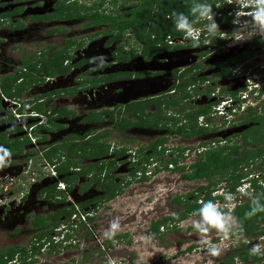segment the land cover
I'll use <instances>...</instances> for the list:
<instances>
[{
    "label": "flooded vegetation",
    "instance_id": "flooded-vegetation-1",
    "mask_svg": "<svg viewBox=\"0 0 264 264\" xmlns=\"http://www.w3.org/2000/svg\"><path fill=\"white\" fill-rule=\"evenodd\" d=\"M63 1L52 0L49 5H43L36 10L34 8L41 4V0H30L25 7L23 5L26 0H0V161H2L0 163V223L14 221L18 225V221L26 219L28 212L34 211L33 208L44 207L47 202L60 207H57L52 213L47 212L42 217H36V219L46 217V223L50 222L48 217L55 215L59 210L68 209L73 213L74 210L77 212L79 206L88 209L90 205L100 203L97 198L102 196L103 191L99 190L95 183L89 182L92 173L87 176L88 178H84L79 174V166L73 169L69 168L68 172L77 176L71 189H76L79 195H84L94 189L99 193L97 196L79 197L77 201H69L68 193L71 189L67 191L66 184L63 189L56 187V181L50 179L48 171L42 168L44 162L54 164L55 167L65 162V151L59 152L57 157L51 160L52 163L45 159L44 152L48 148L69 142L72 135L81 137L86 134L85 139H87L91 134L96 135L97 130H100L99 133L104 131L112 133L141 128L139 126L123 130L114 128L110 121L105 119L106 115H103L104 119L99 122L89 120V114L103 111H95L89 107L93 108L104 102V104H111L110 110H112L116 106L122 105L118 103L119 100L136 94L137 98L129 99L126 104L122 105L123 108L133 103L144 105L146 101H151L155 104L146 105L143 112L145 113V110L151 105L154 112L157 109L156 104L164 108L165 101H173L177 98L181 93L180 88L182 90L183 87L180 79H187L190 82L183 87L187 94L186 97L174 104L171 109L174 107V110H181L186 114L203 107L213 113V103L217 99L223 98V94L229 96L230 93H234L235 97L237 92L241 93L242 89L248 85L264 86V78L261 79L264 72V52L260 54L264 49V39L254 36L251 39H242L240 42L234 40V43L229 44L230 40L240 35L236 32L240 25L233 24V19L230 18V11L238 10L231 6L232 0L218 2L219 7L215 5L212 12L215 21L225 24L223 19L227 18L228 22L226 23H230L227 29H233L235 32L227 37H222L225 26L219 25V32L214 35H205L204 33L202 38L198 39L195 47L184 36L177 38V30L173 33L175 36L168 34L164 38V42H160L155 35H152L147 42L143 38L144 41L137 42L135 45L134 40L132 44L128 42L130 38L133 39L131 29L120 32L121 38L123 36L122 40L120 38L113 39L116 31L109 30L108 24L90 23L93 20V15H109L118 19L128 17L130 11L139 8L142 4L144 5L143 11H145L150 5L145 7L144 0H123L121 3L119 0H107L104 5H101V0H72L70 3H75L79 7L85 6L88 10L79 11L68 17L65 15L68 13L62 7V3H65ZM160 3L152 4V8L158 11ZM190 8L188 6L186 11L191 18ZM166 19L169 18L166 17ZM82 20L85 21L83 29H78L79 25L76 30L71 29L69 32L61 28L62 24L60 23L62 22L68 21L76 24ZM204 23L206 21H199L195 26L200 27ZM146 25L150 27L152 23L148 21ZM58 37L61 40L57 41ZM54 40L57 42L55 43ZM19 43H24L25 47L36 45L40 48L25 53L21 50L22 55L18 57L11 48L16 51L15 46ZM103 46L107 48V57L105 59H97L99 56L95 58L93 51L90 50L91 47L102 49ZM9 49H11L10 52ZM258 76L259 80L261 79L259 84L257 83V81L259 82ZM255 90L256 88L252 91V93H256L255 96L259 93L255 100L264 97V88L258 92ZM5 91L14 95L13 98H10L11 100L6 101ZM16 93H19L20 96L16 97ZM174 95L177 97H173ZM81 96L90 104L87 106L89 110L83 117L78 116L81 111L78 97ZM68 97H71L70 100ZM170 97L173 99H169ZM65 98L69 100L68 106ZM1 101L4 102V105ZM236 102L235 100L234 103ZM36 105L41 106L43 112L35 111L33 107ZM234 106H238V108L232 109L229 113L234 119H226L229 115L221 117L223 124L225 127L228 125L238 127L243 126L242 124L247 127L228 135L229 137L233 136L235 141L233 139V142L225 141L223 144L231 145L236 142L241 145L243 136L246 134L250 136L251 132H255L257 129L264 138V118H260L264 117V105L257 106V110L252 106L246 108L239 104ZM17 113L21 115L35 113L36 116L21 118L18 123L14 116ZM253 113L255 114L253 115L254 119L252 118ZM124 114L130 119L134 118L127 113L122 115ZM200 117L205 118L204 116ZM206 125L205 123L204 127ZM29 126L32 127L30 135L34 138L33 142L27 137L26 129ZM92 129L94 131L96 129V131L92 133ZM166 131L173 134L168 129ZM201 134L203 135V133ZM178 136L179 139L183 138L181 135ZM106 138L107 136L103 137V141ZM26 140L28 141L25 142ZM261 143L264 144V141ZM115 144L117 143L115 142ZM115 144L111 146L108 143L107 155L100 157L103 162H106L105 164L113 160L115 163L117 157L113 155L115 150L113 146L118 148V145ZM213 145L216 146V144ZM19 147L21 148L20 152H18ZM157 148L160 150L161 146L158 144ZM243 149L244 147L240 149V152ZM4 150H7V154ZM121 157H125V155L123 154ZM82 160L85 159H81L80 164ZM96 160L93 158L90 163H95ZM249 162L253 163L252 160ZM105 166L107 167V165L103 167L101 178L106 174ZM27 172L32 176L34 172H37L36 179L24 178L27 176ZM94 172L96 174L97 168ZM109 175H113L112 171L109 172ZM57 176L60 177L58 173ZM23 179L26 183L31 181L33 185L37 186L31 195L33 201L28 202L29 200L25 196L28 192L26 191L28 184L20 182ZM59 179L61 180V177ZM13 180L15 181L14 185H12ZM10 182L12 186L8 192L5 186ZM82 188L85 189L81 190ZM47 192L51 194L57 192L58 194H54V198H51L47 197ZM18 194H20V200L16 201L15 197ZM91 199H93L91 202H86ZM23 201L25 203H20ZM61 218L69 219L67 215H61L59 220ZM30 225L32 226V221ZM37 230L40 233L42 228L39 227ZM10 249H12L13 255L6 260L5 264H18L20 260L24 264L30 262V256L25 260L23 258L22 252L26 250L24 246L8 245L7 241H5V247L0 248V258L1 255L10 252ZM3 259H7V256H4Z\"/></svg>",
    "mask_w": 264,
    "mask_h": 264
},
{
    "label": "rangeland",
    "instance_id": "rangeland-1",
    "mask_svg": "<svg viewBox=\"0 0 264 264\" xmlns=\"http://www.w3.org/2000/svg\"><path fill=\"white\" fill-rule=\"evenodd\" d=\"M51 1L52 0H41V4L35 6L34 9L37 10L38 8L43 7V5H49ZM71 1L72 0H64L63 2L65 3H62V7L68 13V15L71 16L75 15V13L79 11L85 12L88 10L85 6L79 7L75 3H70ZM101 1V5H104V3H106L105 1L107 0ZM122 1L123 0H119L120 3ZM165 1H174L177 3L179 8H181L180 5L182 3L184 6H186V4H190V8L194 2H197V0ZM221 1L223 0H207V2L213 7L217 5L218 2L221 3ZM29 2L30 0H26L23 6H27ZM163 2H161L157 8L160 14L164 11ZM184 13H187L186 9H184ZM234 14L235 11L233 12V10H231V19H234ZM170 15L171 14L167 15L166 17L169 18ZM148 19V16H145L144 18L142 17L141 22H139L140 25L143 24V26L139 28L141 34H143V37H145L147 32L150 31L149 25H146V23L150 21ZM240 20L243 22L245 20H250V18L240 17ZM160 21V16H156L150 21L153 22L152 30H155L159 27ZM167 21L168 28L173 30V32H176L172 21L170 19ZM215 22L218 26H225L223 30L224 35H222V37H227L231 33L235 32L233 29H227V26L230 25V23L225 22L224 24V22ZM60 24H62V27L60 26L61 28H63L66 32H69L71 29L76 30L77 25H79L78 29H83V24H85V21L82 20L76 24L66 21ZM238 28L240 29V27ZM176 33L177 38L183 36V34L180 32ZM135 34H137V31ZM157 34L158 36L160 35V33ZM132 36L133 39L131 40L130 38L128 40L129 44H132L133 40L135 45L137 42H141L140 39H136L134 34H132ZM120 39L122 40L123 36ZM239 39H242V36H236L235 39L230 40L229 44L232 42L234 43V40L235 42H240L241 40ZM56 40H61V38L58 37ZM57 41L54 40L55 43ZM142 41L144 40L142 39ZM147 41L148 40H145V42ZM162 42H164V39ZM10 46L14 47L15 45ZM25 46L26 45L24 43H19L15 46L16 51L13 50L14 48L11 49L14 53H16V56L18 55L19 57L22 55L21 50H23L25 53L26 51L30 52L40 48L36 45H30L28 47ZM93 48L94 47H91L90 50L93 51L95 58L99 56L97 59H105L107 57V48L104 46L102 49H97V47L94 49ZM11 49L8 51L10 52ZM262 52L264 51H261L260 54H262ZM260 54H258L259 57H261ZM262 78H264V72L261 76V79ZM257 80H259V76L257 77ZM260 80L259 82L257 81L258 84L260 83ZM249 90L251 89L249 88ZM243 91L247 92L246 88H243L241 93L237 92L234 98L223 94L222 99L228 100L230 98L234 105L239 104L243 108L252 106L255 110H257V106L261 104L264 105L263 96L259 99L257 98L258 100H255L259 93H257L255 96L256 93L254 94L252 92H247L244 94ZM243 95L246 97V101L244 103L240 101ZM24 97L25 95L23 98ZM173 97L177 96L174 95ZM173 97H170L169 99H173ZM4 98L6 101H9L11 100L10 98L13 97L8 98L5 95ZM68 98L70 100L71 97ZM65 100L68 106L70 104L68 102L69 100L66 98ZM235 100L237 101L236 103H234ZM1 102L4 105V102ZM78 102L81 104V111L78 116L81 115L83 117L85 112L89 110L87 106L90 104L84 100L83 96L78 97ZM152 105L149 106L147 110H145V113L143 114L145 119L152 115ZM111 106V104H104V102H102L93 108H89L94 109L95 111H100L106 109L110 110ZM173 108L165 110V116L162 114V112L159 113L162 115L163 119L171 115L174 117V119H181L182 114ZM120 109L122 113L123 107H120ZM158 109L161 111L163 108L160 107ZM215 113H211L209 110L205 114V116L210 119L209 121H205L203 118L196 119L197 125L206 129L205 132H203V135H195L187 137L186 139H183L185 137L179 139L178 134H171L167 132L166 129H147L143 127L128 131H114L110 133L104 141H106L107 145L109 143L111 146L116 142L117 144L115 145H118V148H114L113 146V149L118 151L123 150L125 155V157H117L115 159L114 168L110 170L113 174V182L117 184L120 193L116 194L111 199L101 196V199H98V202H100L99 204H89L90 208L88 209H85V207L81 208L79 206L77 207V212L74 210L70 218L68 217L69 219L61 218L57 227L64 226V228L67 230L65 233L67 235L65 236L64 234L62 238L58 237L54 240L51 236H36L39 234V230L35 229L33 225H30V222L33 221V219H36V217H42L47 212L52 213L57 207H60L49 202H47V205L44 207L33 208L34 211L28 212V214H26V219L18 221V225H16L14 221L1 222L0 248L5 247V241L8 242V245L17 244L21 247L24 246L26 250L22 254L24 260L30 256V262H28V264H210V262L211 264H249L248 261H239L240 259L235 257L236 252L240 249L241 244H244L243 248L245 250L252 249V247L257 244L260 245L262 249L264 247V236L260 237L256 235V229L251 227L250 229L253 230V232L248 235H244L240 230H235V219L232 217L230 211L234 207V204H241L245 202L246 197L238 196L236 193L237 184L232 190L230 184L231 182L227 184L225 182L219 183L210 193L212 201L217 204L219 210L231 218L229 220V236L227 239L223 237L222 233H218L215 229H211L209 233H207L206 237L201 236V234L198 233L193 227V222L200 219L199 215L196 214H190L188 217L177 221L175 224L172 222H167L166 224L168 226V230L160 227L158 229V233L155 235L151 234L149 231V225L152 221L162 219L165 216L171 217L181 210L183 204H177L175 202L177 197L183 196L195 190L198 185L205 183L203 180H184L181 176V172L173 171V166L165 164V161L170 158H175L174 156L176 155L172 154L170 156V153L166 151L163 152L161 156L154 155L150 159L145 160L146 154L149 153V145L153 141L158 140L159 145L165 148H171L172 150L174 147L183 148L184 155L186 156L179 158L177 160V165L188 166L197 159V153L199 151L202 152L203 150H208L214 146V139L218 140L217 143L214 142L216 145H222L225 141L231 142L234 138L233 136L229 137L228 135L231 133H237L241 131L240 129L247 127L245 124H242L243 126L238 127H231V125L225 127L223 124V119H221V117ZM253 115L255 114H252V118L254 119L255 117ZM124 117L130 119V117H128L126 114H124ZM226 119H232V117L229 115L226 117ZM130 120L135 121L134 118H131ZM202 122H204V124L206 123L207 125L204 127ZM160 124H162V121ZM160 124H158V126ZM166 126L167 128L172 129V122L166 123ZM95 131L92 129L91 132L93 133ZM99 131L100 130H97L95 133L98 134ZM92 135L93 134H91V136ZM236 139L239 140V138ZM112 142H114V144H112ZM157 150L158 148L156 147V151ZM259 159L260 158L253 160V163H249L247 166L242 167L236 173L241 174L242 176L245 175L243 177H247L249 174H253L254 176L258 175L260 188L264 189V162ZM103 160L105 161L106 159ZM96 161H102V158L99 157ZM32 162H30V165ZM81 162L82 163L80 165H84V167H86V165H88L91 160H82ZM31 167L33 166L31 165ZM28 168H26V171H28ZM257 168H260L261 171H258ZM40 169L41 167L39 170ZM36 173L37 172H34V175L32 176L27 172V176L24 178L36 179ZM84 178L88 177L86 176ZM239 181L240 180H238L237 183ZM20 182L28 184V189H26L28 192L25 196L28 198V202L33 201V199H31V195L37 186L35 184L33 185L31 181L26 183L24 179ZM14 183L15 181L13 180L12 185H14ZM7 186L9 192L10 186L9 184H7ZM221 188H224V190L222 191ZM224 193H231L233 199L231 201H226L224 199ZM253 193L254 192H252V195H254ZM97 194L99 193L95 189L89 190L84 195H79L76 189H71L68 193V200L77 201L79 197H93L97 196ZM19 196L20 194L16 195V201L17 199L19 200ZM189 200H191V198ZM20 203L25 202L23 201ZM80 215L85 218V221L81 220ZM114 220L118 221L119 228L115 232H112L110 231L109 226ZM256 225L258 227L257 230L264 229V222H258ZM173 227L174 229H172ZM44 228L48 230L50 226L47 225ZM205 238L212 244H215L219 249V254L217 256L213 257L207 254V245L203 242ZM30 242H32V244H30ZM33 247L37 248L33 250ZM21 263L24 264L21 260L18 261V264Z\"/></svg>",
    "mask_w": 264,
    "mask_h": 264
},
{
    "label": "trees",
    "instance_id": "trees-1",
    "mask_svg": "<svg viewBox=\"0 0 264 264\" xmlns=\"http://www.w3.org/2000/svg\"><path fill=\"white\" fill-rule=\"evenodd\" d=\"M164 1V2H163ZM156 2H163L164 11L160 14L159 11H156L152 8V4ZM145 7L150 5V7H147L145 11H143V4L139 6L137 9H133L130 11V14L128 17L118 19L114 18L112 16H105V15H99L95 16L93 15V20L90 22L91 24H108L109 30H112V32L116 31L115 36L113 39H119L121 38L120 32L123 30H129L131 29L136 37V39H140L142 41L143 38L145 40H148L150 36H156L157 39L161 42L168 34L173 35V30L168 28V21L166 20V16L171 14L173 11L183 12L184 9H187L190 4H186V6L183 5V3L180 5L181 8L177 6V3L174 1H165V0H144ZM145 12V13H144ZM160 14V15H159ZM187 15V13H184ZM66 17H68V14H65ZM148 16V20H152L156 16L161 17L160 25L155 30H152L153 28V22L150 26V31L147 32L146 36L143 37V34H141L139 28L143 26L140 25L139 22H141L142 17ZM225 22H228L227 18L223 19ZM145 29V26H144ZM137 31V34L135 32ZM143 32V31H142ZM157 33H160L158 36ZM144 40V39H143ZM181 85H184L186 83H189L190 81L182 80ZM193 81V80H192ZM182 87V90L180 88V95L172 100H168L164 102V108L161 109V111L158 109L160 108L159 104H156L157 110L152 112V115L147 117L145 119L143 108L146 105L149 104H155L151 101H146V104H139V103H133L128 106H125L123 108V112L121 113L120 107L123 106H116L112 110H103L100 113L97 114H89L88 119L92 121H102L104 119L103 115H106V120L110 121L111 125L114 128L118 129H125L129 127H146V128H152V129H168L170 132H173L175 134L181 135L182 137H191L195 135H201V133L205 132V128L199 127L197 125L196 119L199 116H204L205 121H209L210 119L205 116V114L208 112V108L199 107L194 112H187L184 114L183 111L179 110L177 112L182 114V118L177 120L174 119V117H167L164 118L165 121H162L163 117L160 115L162 114L165 116V110L170 109L174 104H177L178 101L182 100L186 97V93ZM5 95L9 97H13L14 95L10 92L5 91ZM16 97H19L20 94H15ZM234 93H230L229 97L234 98ZM33 109L37 112H43V108L39 105H36L33 107ZM160 112V113H159ZM123 113H127L135 118V121H131L130 119H127L122 115ZM174 115V114H173ZM162 121V124L160 122ZM172 122V129L167 128L166 123ZM158 124H160L158 126ZM110 131H104L102 133L96 134V135H90L91 137L85 139V136H75L72 135L69 142H64L58 146L48 148L44 152V157L47 161L50 163L52 159L57 157L59 152L65 151V162L61 165H58L55 167V170L61 177V180L64 182V184L67 185L66 190L69 191L71 189V185L73 182H75L77 176L71 175V173L68 172L69 168H78L79 174L81 176H88L90 173H92V177L89 179L90 183H95L97 188L99 190L103 191L102 197H107V199L113 198L116 194L120 193V190L117 187V184L113 182V177L109 175V171L114 168V160L109 161L108 164H105L106 162L103 161H97L95 163H88L86 167L84 165H80V160H91V159H98L101 156L107 155L108 151V145L105 143L106 141H103V137L109 136ZM263 134L257 129L255 132H251L250 136L245 135L243 136L241 145L234 142L231 145H216L214 147L209 148L208 150H203L202 152L197 153V159L190 163L188 166H180L177 165V160L182 157L183 148L178 147L173 150L174 152H177L175 158H170L165 161V164H171L173 166V171H179L182 173V178L187 181L192 180H203L205 183L198 185L195 190L180 196L176 198L177 204H183L181 210L174 214L173 216H165L162 219L155 220L150 223L149 225V231L151 234L158 233V229L160 227L165 228V230H168L167 222L176 223L177 221L183 220L186 217H188L190 214H196L198 215L197 210L201 206L202 202L205 201H212V197H210V193L214 190L215 186L218 185L221 182H225L226 184L231 182V189L233 190L234 187L237 184V181L241 178V174H237L236 172L240 170L242 167L247 166L250 162L249 160H254L256 158H260L264 162V144L261 142L264 141V138L262 137ZM26 140L25 142H27ZM77 141V142H75ZM214 142H218L217 139H214ZM162 143V142H161ZM159 144V141L152 143L149 145V148L151 150L150 153L146 154L145 160L150 159L152 156H161L163 152L165 151V147L161 146L160 150L156 151V147ZM244 147L243 151L240 152V149ZM20 147L19 151L20 152ZM123 150H114L113 155L115 157H119L123 155ZM171 156V154H170ZM144 160V159H143ZM98 164V165H97ZM104 165H107L105 175L104 177H100V174L103 171ZM166 166V165H165ZM97 168V172L95 174V169ZM258 171H261V169L257 168ZM77 174V175H79ZM87 186H89L87 184ZM85 188H82L81 190H84ZM231 190V191H232ZM57 192H54L56 194ZM54 194H51L47 192V197L54 198ZM58 194V193H57ZM254 195L260 196V203L264 204V189H261L259 186L255 187ZM191 198V200H189ZM101 199V197L97 198ZM91 200H87L86 202H91ZM83 208V206H81ZM250 210V197H247L245 202L238 204L234 207V209L231 211L232 217L235 219V230H240L244 235H248L253 232V230L250 229H256V235L258 236H264V229L257 230V223L258 222H264V212H258L257 214L253 216H247L246 213ZM72 214V210H59L55 215H50L48 217L49 221L46 223V217L45 218H39L32 221V225L35 229L42 228L40 233L36 236H44V237H50L52 230L57 227L59 224L60 216L61 215H67L69 217ZM49 225L50 228L44 229L45 226ZM174 226V225H173ZM174 229V227L172 228ZM244 244L240 245V249L236 252L235 257L239 258V261L246 262L248 261L249 264H264V247L261 249L260 253L252 254L251 249L245 250ZM37 247H33L32 249L35 250ZM22 251V250H21ZM25 251L23 250L22 253ZM13 255L12 249H10V252L6 253L5 255H1L0 263L5 264L6 260L10 259ZM4 256H7V259H3ZM223 264V263H222ZM245 264V263H242Z\"/></svg>",
    "mask_w": 264,
    "mask_h": 264
},
{
    "label": "clouds",
    "instance_id": "clouds-1",
    "mask_svg": "<svg viewBox=\"0 0 264 264\" xmlns=\"http://www.w3.org/2000/svg\"><path fill=\"white\" fill-rule=\"evenodd\" d=\"M230 4L234 8L238 9L234 14L233 24L240 25V29L236 32L240 33L242 39H251L254 36H259L264 39V0H232ZM212 7L213 6L208 3L207 0H197V2H194L190 8L191 18L189 15H186L183 12L173 11L169 19L172 21L174 28L178 32L182 33L186 39L190 40L192 42L193 47H195L198 42V39H201L204 33L205 35H214L215 33L219 32L218 25L213 18ZM217 7H219V5H217ZM240 17H249L250 20H245L241 22ZM199 21H206V23L202 24L200 27H196L195 25ZM255 88V92H258L261 88H264V86H252L251 84V90L247 92H252ZM247 92L244 91L243 93L246 94ZM229 100L231 99L229 98ZM226 101V99L222 98L217 99L212 105V112L217 113L215 107L220 102H224V109L222 110L223 113L221 115L218 114L219 117L228 116L232 109L236 110L238 108V106H234L232 101L230 105L229 102L227 103ZM240 101L243 103L246 101L245 95L240 99ZM198 118L202 119V117L200 116ZM176 148L178 147H174L173 150ZM173 150L171 148H165V151L170 153L171 155L173 154ZM4 151L5 154H7V150ZM176 154L177 152L173 155ZM182 156H186L184 155V152ZM0 163H2V161H0ZM243 176L241 175V178L239 179L240 181L237 183L236 193L238 196L246 198L250 197V210L246 213V215L253 216L258 212H264V204L260 203V196H252V192H254L255 187H260L258 175L254 176L253 174H249L247 177ZM221 189L222 191L224 190V188ZM224 199L226 201H231L233 199V196L231 193H224ZM236 205H238V203L234 204V207ZM234 207L232 208V210L234 209ZM197 212L200 219L198 221L193 222V227L198 233L201 234V236L206 237L207 233H209L211 229H215L218 233H222L225 239L228 238L229 220L231 218L227 216V214H225L224 212L220 211L216 203L211 200L202 202ZM109 227L110 231L115 232L119 228L118 221H112ZM66 231L67 230L64 228V226L56 227L53 229L52 232L54 233H51V237H53V240L58 237L62 238ZM66 235L67 234H65V236ZM203 242L207 245L208 255L214 257L219 254V249L216 247L215 244H212L206 238L203 240ZM260 251L261 246L258 244L254 245L251 249L252 254L260 253Z\"/></svg>",
    "mask_w": 264,
    "mask_h": 264
},
{
    "label": "built area",
    "instance_id": "built-area-1",
    "mask_svg": "<svg viewBox=\"0 0 264 264\" xmlns=\"http://www.w3.org/2000/svg\"><path fill=\"white\" fill-rule=\"evenodd\" d=\"M263 51H264V49H263ZM249 88L251 89V86L250 85H248L247 87H246V90L247 91H249ZM243 97H244V95H243ZM227 103L229 102V105L231 104V100H227L226 101ZM225 102V103H226ZM223 104H224V102H220L219 104H217V106L215 107V110H217V114H219V115H221L222 113H223ZM15 116V118H16V120H17V122L19 123L20 122V119L21 118H24V117H35L36 116V114L35 113H30L29 115H21V114H15L14 115ZM32 129V127H27V129H26V131H27V137L29 138V140L31 141V142H33L34 141V138L30 135V130ZM44 165L42 166V168L43 169H46L47 171H48V176H49V178L50 179H53V180H55L56 181V187H58V188H64V183L59 179L60 177H58L57 176V173H56V171H55V166L56 165H54V164H47V162H44L43 163ZM9 186L11 187V182L9 183ZM6 188V190L8 189V186L6 185L5 186ZM9 187V188H10ZM20 200V199H19ZM18 199H17V201H19ZM80 218H81V220L82 221H85V218L82 216V215H80Z\"/></svg>",
    "mask_w": 264,
    "mask_h": 264
},
{
    "label": "water",
    "instance_id": "water-1",
    "mask_svg": "<svg viewBox=\"0 0 264 264\" xmlns=\"http://www.w3.org/2000/svg\"><path fill=\"white\" fill-rule=\"evenodd\" d=\"M137 98V95L136 94H133V95H130L129 97L123 99V100H119L118 103L120 104H126L128 102L129 99L131 100H135Z\"/></svg>",
    "mask_w": 264,
    "mask_h": 264
}]
</instances>
